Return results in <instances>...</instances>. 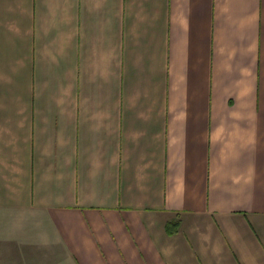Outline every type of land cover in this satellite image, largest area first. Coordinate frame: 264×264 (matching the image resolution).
Here are the masks:
<instances>
[{
  "label": "crops",
  "instance_id": "crops-1",
  "mask_svg": "<svg viewBox=\"0 0 264 264\" xmlns=\"http://www.w3.org/2000/svg\"><path fill=\"white\" fill-rule=\"evenodd\" d=\"M0 224L42 263L264 264V0H0Z\"/></svg>",
  "mask_w": 264,
  "mask_h": 264
},
{
  "label": "rangeland",
  "instance_id": "rangeland-1",
  "mask_svg": "<svg viewBox=\"0 0 264 264\" xmlns=\"http://www.w3.org/2000/svg\"><path fill=\"white\" fill-rule=\"evenodd\" d=\"M3 227L0 224V264H52L33 260L35 257L40 256H37L35 252L33 254L29 253V246H20L18 238L15 239L16 237H13L11 232ZM32 247L36 248L35 246Z\"/></svg>",
  "mask_w": 264,
  "mask_h": 264
},
{
  "label": "trees",
  "instance_id": "trees-1",
  "mask_svg": "<svg viewBox=\"0 0 264 264\" xmlns=\"http://www.w3.org/2000/svg\"><path fill=\"white\" fill-rule=\"evenodd\" d=\"M176 230H177V228H176ZM176 230H171V232H175Z\"/></svg>",
  "mask_w": 264,
  "mask_h": 264
}]
</instances>
